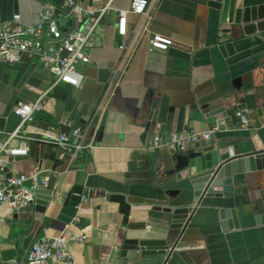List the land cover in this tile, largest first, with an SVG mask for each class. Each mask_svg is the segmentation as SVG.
Returning a JSON list of instances; mask_svg holds the SVG:
<instances>
[{"label": "crops", "instance_id": "1", "mask_svg": "<svg viewBox=\"0 0 264 264\" xmlns=\"http://www.w3.org/2000/svg\"><path fill=\"white\" fill-rule=\"evenodd\" d=\"M81 1L91 10L109 2ZM130 2H112L87 47L89 64L79 67L83 80L78 89L55 85V77L33 58L0 64V141L19 125L15 107L47 93L45 109L22 134L37 140L25 139L28 156L11 167L9 158L4 160L3 173L40 170L53 192L41 215L35 205L19 214L0 207V264H17L34 243L58 236L67 240L75 264H158L155 258L122 255L127 227L118 205L110 202L113 194L126 195L137 204L129 225H154L167 219V209L182 199L183 193H168L181 189L168 174L173 152L167 146L151 151L152 140L194 133L206 141H226L225 146L237 147L241 155L264 151V32L222 33L207 0H149L144 16L128 15L127 35L121 38L117 12L128 10ZM62 4L0 0V26L15 15L24 25H36L43 12L51 11L63 31L71 30L76 23L63 18ZM153 36L168 38L173 46L151 51ZM241 108L251 111L252 129L238 126L235 114ZM218 110L223 111L222 131L207 119ZM77 127L84 132L83 144L93 148L60 156V148L51 142ZM21 140L10 145L17 147ZM233 179L232 197L200 205L181 238L179 246L190 248L195 264H264V224L257 223L264 217V169ZM76 188L88 197L80 212L68 202ZM226 209L234 212L230 220ZM84 234L86 240L79 241Z\"/></svg>", "mask_w": 264, "mask_h": 264}, {"label": "built area", "instance_id": "2", "mask_svg": "<svg viewBox=\"0 0 264 264\" xmlns=\"http://www.w3.org/2000/svg\"><path fill=\"white\" fill-rule=\"evenodd\" d=\"M109 2L100 10L87 9L81 0H63L62 8L66 20H72L76 27L63 31L59 25V18L51 11H45L40 15V22L36 25L27 26L21 23L19 15L13 16L12 20L0 26V64H19L26 59H36L55 77V85L65 84L78 89L83 80L79 71L81 65H87L90 58L87 55V47L104 17L111 10ZM148 9V1L131 0L130 7L126 11L117 12V35L125 38L127 35L128 15L144 16ZM173 46L172 40L153 36L149 41L151 51H167ZM121 50L125 46H120ZM43 94L33 103H19L14 113L19 119L17 129L9 134L6 141H0V207L7 205L11 214H19L35 205L36 192L40 189H49V181L43 176V172L35 170L31 173L17 176H6L3 173L4 160L10 157H26L29 149L25 139L34 140L22 136L24 127L35 122L37 113L45 109V97ZM251 111L246 108L238 109L235 118L238 126L242 129H252ZM84 132L81 128H73L71 133L59 136L56 144L61 150L70 152L76 156L84 149L93 148L92 144H83ZM209 139L210 135L204 136ZM22 139L17 147L10 145L14 139ZM197 136L194 133L172 134L168 139L155 137L149 145L151 151L167 146L172 152L175 148L184 149L188 144L195 143ZM88 202V197L80 196L77 204L78 212ZM4 220L0 217V226ZM84 234L78 238L85 241ZM17 264H75L72 251L68 248V242L63 236L55 238H43L34 243L28 251L26 258Z\"/></svg>", "mask_w": 264, "mask_h": 264}, {"label": "water", "instance_id": "3", "mask_svg": "<svg viewBox=\"0 0 264 264\" xmlns=\"http://www.w3.org/2000/svg\"><path fill=\"white\" fill-rule=\"evenodd\" d=\"M262 1L207 0V6L215 12L222 33L235 35L241 32L247 36L257 30L264 32ZM262 104L261 111H264V97ZM222 113V110H218L207 116L209 123L213 127L219 126L221 131L224 129ZM224 142L226 141L219 139L206 141L200 137L182 150L175 148L171 158L172 169L168 174L175 177V183L181 189L168 193L176 197L183 193V197L167 209V219H160L154 225L145 222L129 225V216L137 204L132 203L126 195L110 196V202L118 205L127 227L121 242L124 257L132 260L155 258L158 264H195L188 254L190 248L179 246V243L196 209L202 204L231 198L234 176L244 171L264 169V151L241 155L237 147L225 146ZM58 154L61 156L65 151L60 149ZM21 159L10 157L8 166L11 167L12 162ZM65 159L69 160L70 157L67 155ZM82 194L83 189L76 188L68 202L78 204ZM35 197V210L41 215L51 202L53 192L40 189ZM224 211L229 220L234 216L231 209ZM257 223L264 224V217L257 220ZM223 226L226 229L225 224ZM233 227L238 228L236 221Z\"/></svg>", "mask_w": 264, "mask_h": 264}]
</instances>
